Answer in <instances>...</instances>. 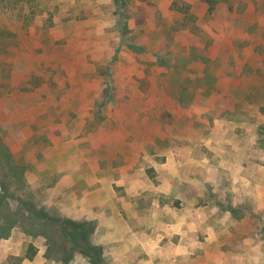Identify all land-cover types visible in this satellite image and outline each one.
Masks as SVG:
<instances>
[{"label": "rangeland", "instance_id": "1", "mask_svg": "<svg viewBox=\"0 0 264 264\" xmlns=\"http://www.w3.org/2000/svg\"><path fill=\"white\" fill-rule=\"evenodd\" d=\"M1 180L101 264H264V0H0ZM35 224L0 264H92Z\"/></svg>", "mask_w": 264, "mask_h": 264}, {"label": "trees", "instance_id": "2", "mask_svg": "<svg viewBox=\"0 0 264 264\" xmlns=\"http://www.w3.org/2000/svg\"><path fill=\"white\" fill-rule=\"evenodd\" d=\"M9 153L8 151L10 158L8 155L6 156L8 163L12 161ZM12 168L10 166L8 170H12ZM1 182L3 187L0 188V239L9 238L14 227L23 226L28 220L33 219L35 222L37 221L35 224L37 229L28 228V231L46 237L48 241L46 255L48 257L59 253L61 257L59 259L66 260L68 256L79 253L92 264L103 262V247L91 240L95 229L91 221H79L58 212L48 215L43 208L37 209L32 203L23 200L14 207L11 199L13 194L10 193L9 186L4 185L2 180ZM62 241L63 244H61ZM28 251L25 258L32 259L38 249L34 245H30Z\"/></svg>", "mask_w": 264, "mask_h": 264}]
</instances>
